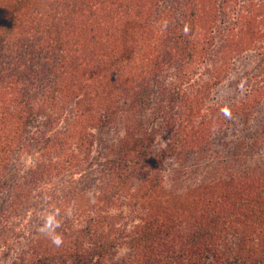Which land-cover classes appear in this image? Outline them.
Instances as JSON below:
<instances>
[{
  "label": "rangeland",
  "instance_id": "1",
  "mask_svg": "<svg viewBox=\"0 0 264 264\" xmlns=\"http://www.w3.org/2000/svg\"><path fill=\"white\" fill-rule=\"evenodd\" d=\"M156 1L163 30L207 10L195 57L183 64L164 36L139 57L154 70L107 78L99 95L72 81L68 101L38 107L0 167V264H264V0H230L217 23L216 0ZM162 230L186 234L190 261L176 243L153 259L132 241Z\"/></svg>",
  "mask_w": 264,
  "mask_h": 264
},
{
  "label": "trees",
  "instance_id": "2",
  "mask_svg": "<svg viewBox=\"0 0 264 264\" xmlns=\"http://www.w3.org/2000/svg\"><path fill=\"white\" fill-rule=\"evenodd\" d=\"M157 2L0 0V167L3 170H7L9 159L23 145L27 119L38 114L39 106H54L50 103L59 98V93L65 92L64 86L72 88V81L84 87L90 83L97 89L94 94L99 95L100 86L110 82L107 78L113 77V81L120 85V78L134 69L154 70L159 63L157 60L149 56L145 60L139 57L141 54L151 55L155 41L164 36L166 38L160 44L164 43L165 48L178 46L183 64L195 57L199 36L208 25L204 21L207 10H198V20L190 18L187 11L175 13L163 30L158 25L162 5ZM229 3L230 0L214 2L218 9L214 15L215 23L220 16L226 15L225 6ZM198 24L200 28H197ZM126 35L127 39L131 36L134 41V50L130 53L122 47V38ZM170 39L174 43H169ZM224 46L228 52H224ZM224 46L223 49L220 47L223 54L220 48L217 50L218 60L230 62L234 57V44ZM167 59L176 68L175 57ZM162 61L166 65V59ZM102 90L106 93L109 88ZM61 96H65L61 98L66 101L71 97L66 92ZM15 121H18V127L13 126ZM165 232L152 231V235L142 240L135 236L132 241L140 243L153 259L163 257V249L176 243L183 261H190L194 252L191 250L193 246H188L186 234H181L175 241L173 233L170 234L172 239L160 236ZM50 256L53 259L63 257L53 251ZM66 256L65 261H69V251ZM74 261L85 262L76 256Z\"/></svg>",
  "mask_w": 264,
  "mask_h": 264
},
{
  "label": "clouds",
  "instance_id": "3",
  "mask_svg": "<svg viewBox=\"0 0 264 264\" xmlns=\"http://www.w3.org/2000/svg\"><path fill=\"white\" fill-rule=\"evenodd\" d=\"M51 219V218H49ZM53 242L56 243V244H59L61 241H60V237L59 236H56L53 238Z\"/></svg>",
  "mask_w": 264,
  "mask_h": 264
}]
</instances>
